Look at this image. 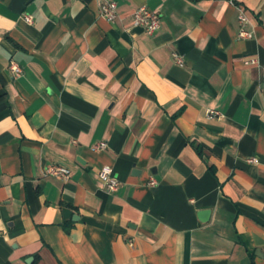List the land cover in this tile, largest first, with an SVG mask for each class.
Returning a JSON list of instances; mask_svg holds the SVG:
<instances>
[{
	"label": "crops",
	"instance_id": "0c3cea01",
	"mask_svg": "<svg viewBox=\"0 0 264 264\" xmlns=\"http://www.w3.org/2000/svg\"><path fill=\"white\" fill-rule=\"evenodd\" d=\"M105 1L0 0V264H264V0Z\"/></svg>",
	"mask_w": 264,
	"mask_h": 264
},
{
	"label": "built area",
	"instance_id": "2783aa9c",
	"mask_svg": "<svg viewBox=\"0 0 264 264\" xmlns=\"http://www.w3.org/2000/svg\"><path fill=\"white\" fill-rule=\"evenodd\" d=\"M99 14L110 20H113L117 15L116 1L106 0L105 2H103L99 7ZM24 19L27 20L28 22L33 21V18L30 14H24ZM238 19L240 24V28L238 31L239 36L251 37L253 35V32L248 28L249 18L242 7H240ZM161 20H162V16L158 11L152 10L144 4L139 5L134 10L133 13L134 24L142 26L148 34H153L159 28L161 24ZM174 57L177 62L183 64L184 59L180 54L174 52ZM254 60L255 59L246 60V62L248 63ZM10 69L12 70L14 75H19L22 73V67L15 60H11ZM262 78L264 80V72ZM218 113H220L218 110H214V109L209 110V115L218 114ZM106 146H107V141L100 140L98 142H95L92 147L95 150H101ZM249 160L256 161L257 159L256 157H251L249 158ZM45 173L59 176L64 180H68L71 176V169L63 164L51 163L46 167ZM99 177L104 187L109 191L116 190L120 184L119 177L116 175L112 166L109 164H104L103 166H101L99 170ZM150 183L154 184L156 183V180L152 178Z\"/></svg>",
	"mask_w": 264,
	"mask_h": 264
},
{
	"label": "water",
	"instance_id": "95a60500",
	"mask_svg": "<svg viewBox=\"0 0 264 264\" xmlns=\"http://www.w3.org/2000/svg\"><path fill=\"white\" fill-rule=\"evenodd\" d=\"M209 214H210V209H208V208L201 209L199 211V215H200L202 220H206L208 218Z\"/></svg>",
	"mask_w": 264,
	"mask_h": 264
}]
</instances>
